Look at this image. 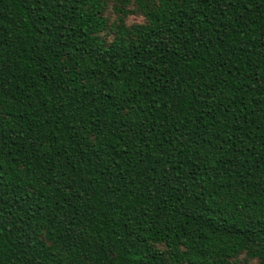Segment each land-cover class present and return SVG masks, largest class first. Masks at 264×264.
<instances>
[{"label":"trees","instance_id":"obj_1","mask_svg":"<svg viewBox=\"0 0 264 264\" xmlns=\"http://www.w3.org/2000/svg\"><path fill=\"white\" fill-rule=\"evenodd\" d=\"M111 1L142 23L109 30ZM264 264V0H0V264Z\"/></svg>","mask_w":264,"mask_h":264},{"label":"rangeland","instance_id":"obj_2","mask_svg":"<svg viewBox=\"0 0 264 264\" xmlns=\"http://www.w3.org/2000/svg\"><path fill=\"white\" fill-rule=\"evenodd\" d=\"M118 8H122L121 4L115 1H111L110 5L108 6V9L105 12L106 17L108 18V27L109 30L103 33L104 38L110 39L112 36H109L113 33H111V30L114 26L117 24H120V19H122L123 23L127 26H130L131 24H137L143 22V17L138 13L136 10V6L134 5H128L124 6L123 9L125 10L124 14H120L118 12ZM121 17V18H120ZM120 18V19H119ZM238 264H256V262L253 260H249L242 256L238 258L237 260Z\"/></svg>","mask_w":264,"mask_h":264}]
</instances>
